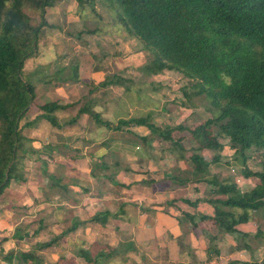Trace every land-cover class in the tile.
<instances>
[{
  "label": "trees",
  "instance_id": "1",
  "mask_svg": "<svg viewBox=\"0 0 264 264\" xmlns=\"http://www.w3.org/2000/svg\"><path fill=\"white\" fill-rule=\"evenodd\" d=\"M55 1L0 0V202L12 183L27 180L28 162L36 163L42 149L50 152L58 148L57 145L36 147L35 138L24 129L32 130L41 121L54 127L71 125L80 115L86 114L97 126L116 132L129 131L147 142V137L132 131L134 126H145L150 136L168 142L166 150L170 155L177 160H189L191 173L204 181H209L205 177L210 173L209 166L221 160L219 150L224 142L220 139L227 140L234 148L233 158L240 164L242 176L255 178V183L242 191L231 179H214L215 197L207 201L214 205L215 213L201 215L200 219L211 222L220 231L246 236L235 225L247 221L252 211L264 210V0H75L79 9L89 6L90 11L101 19L97 8L100 3L114 24L139 40L151 56L138 67L144 76L169 70L187 78L188 86L182 88L184 99L181 102L187 106L189 101L193 103L194 99L202 97L210 112L193 127L181 123L162 127L152 121L150 113L111 121L103 118L94 109L95 101L87 97L69 103H60L56 99L34 101L33 73L26 75L24 64L39 52L41 31L50 26L45 18L46 8L52 7ZM33 14L37 15L36 22L32 21ZM98 29L86 31L96 33ZM80 35L81 32L76 37ZM66 70L67 67L58 68L47 75L44 82L55 87L80 82L77 63L71 65L69 73ZM132 83L127 77L113 74L104 77L98 85L122 86L125 93L129 92ZM153 86L151 88L156 91L161 88ZM32 106L39 112L30 116ZM75 106V114L57 117V111H70ZM185 138L194 145L190 148L184 145ZM250 148L260 150L258 170L247 165L246 151ZM203 150L216 153L207 160ZM113 154L112 164L102 159L95 168L103 170L113 166V171H118L120 161L117 154ZM122 167L124 171H130L127 165ZM48 182L50 186L66 187L53 175L48 176ZM61 194L66 197L65 192L61 191ZM15 208L12 203L1 205L0 214ZM114 215L106 209L86 220L74 217L61 233L35 243L27 251L3 252L0 248L1 260L7 264H50L43 259L41 251L57 245L78 226L87 222L105 225L108 217ZM33 223L17 225L13 238L20 240L28 236ZM36 230L32 229V233ZM131 250L134 246L129 241L117 246L84 243L76 247L75 255L84 260L83 264H109L110 260ZM72 263L71 258L60 256L53 264ZM228 264L242 263L230 261Z\"/></svg>",
  "mask_w": 264,
  "mask_h": 264
},
{
  "label": "crops",
  "instance_id": "2",
  "mask_svg": "<svg viewBox=\"0 0 264 264\" xmlns=\"http://www.w3.org/2000/svg\"><path fill=\"white\" fill-rule=\"evenodd\" d=\"M79 73L82 76L81 70ZM88 74L89 77L91 76L90 78H93V72L88 71ZM123 76L128 77L127 75ZM158 76L159 74L147 77L146 82L149 88L146 97L148 103H146L147 107L142 113H150L154 123L165 127L168 123L163 125L161 122L158 123L156 121V113L158 112L154 109V106L155 103L159 104V110L163 112L167 103L159 101L161 97H157L154 94L158 90H153L151 87L153 85L164 87L165 82L167 83L168 81ZM102 79L104 78L94 79L92 83L90 82L94 84V87L89 86L86 92H81L80 90L81 93L77 94L73 101L70 100L69 102L77 101L87 95L95 101L94 109L100 112L103 118L114 121L106 116L107 113L104 111L107 108L101 107V105H106V102L100 101V96L93 92L94 88V91L98 90L99 92L101 86L98 85V82ZM80 83L73 82L76 85V89ZM74 85L71 88H75ZM62 89L63 92H66L64 87ZM180 93L183 100L182 88ZM59 96H61L60 93ZM61 98L54 99L63 103L64 98H62L63 100ZM201 110H204L203 104L196 101V99H194L193 103L189 101L188 106L185 105L182 108L185 116L183 118H180V116V119L178 118L175 124L188 122L187 120L194 121V119L201 122L204 120L201 119ZM60 111L68 112L67 110L57 111L56 115L58 118L64 117L59 116ZM142 113L140 115H143ZM120 117L123 116H117L116 119ZM44 123H47L52 131L47 132L44 136L34 137V145L38 148H43L47 145H57L58 148L50 152L42 149L40 159L35 163L36 168L39 166L35 173H26L27 180L25 182L12 183L7 189L6 194L10 193L12 196L8 204L12 203L16 208L14 210H4L0 214V234L9 225L7 220H10V223L14 226L10 235L0 236V248L3 249V252L12 249L27 251L31 248H23L22 246L25 245L23 241L27 238H34L46 228L48 224L45 222L44 209L47 206L52 209V212L58 211L61 208V204L58 203L56 195L61 194L62 191V193L65 192L67 199L71 198L74 200L76 193L83 192L84 196L80 203L84 206H87L88 202H98L97 207L94 208L92 213H89V216L79 213L74 214V216L70 217L69 223L74 217L86 220L94 213L106 209L115 213L114 216L108 217L105 225L99 224L103 229L98 233V236L91 235L81 238L86 240L85 242L88 244L99 240L112 246H117L120 243L119 240L121 242H131L134 250L122 254L123 259L130 261L129 264H228L230 261H239L242 264H264V210H259L260 213L257 216L255 213L247 221L235 225L238 231L246 234L244 237L220 231L211 222L200 219L201 215L212 216L215 213L214 205L207 201V199L215 197L214 189L216 186L213 180L228 179V175H222L220 178L219 173H208L205 177L209 181H204L196 179L198 176L195 173H169L170 169L179 168V164L183 160H177L169 153L164 155L162 159L151 154L154 149L155 138L150 136V132L145 126H134L132 131L138 136L147 137V142L135 135L131 140L114 138L110 134L116 131L97 126L86 114L80 115L78 121L71 125L54 127L46 121H41L33 129H37L39 125ZM54 130H60L62 133L65 132V134L56 137ZM71 130L77 131L74 137L70 135ZM102 132H107L110 141H106L108 137L102 139L100 135ZM80 143L86 149L91 145H98L97 149L94 150L96 152L94 155L93 153L87 154L91 162L94 156V161L96 160V162H92L93 164L100 163L102 159H105L110 164L111 162L107 159V150L115 152L120 161L119 170L113 171L114 173H106L109 169L102 170L95 168L94 165V171L92 172L87 168L88 165L86 167L80 165L81 159L86 158L85 153L81 149H77V154L74 155L67 151L72 144L76 145L72 147L78 148ZM74 161L79 162V164L74 163ZM43 163L44 165H42ZM123 164L127 165L130 171H124ZM112 168L113 166L110 169ZM29 174H33V180L29 179ZM50 175H53L61 183L66 184L65 189L50 186L48 182V176ZM112 180L118 184H114ZM27 181L28 183L33 181V186L35 187L33 189L25 187ZM15 189L16 195L12 193ZM93 191H96L99 197H89L87 195ZM124 193L129 194L132 198L123 196L125 195ZM33 210L39 217L29 222L34 221L33 228L37 230L34 233L30 230V234L20 240L13 238L15 227L25 220L24 217L29 216L28 212ZM59 222H61L59 219H55L53 222L55 224L53 225ZM93 223L95 222H87L83 226H78L75 231L70 232L60 240L57 245L49 248L58 247L62 242H70L69 237L78 232V229L82 230L83 227H88V225ZM26 224L28 223L24 225ZM59 233L53 234V236ZM50 238L38 240L35 243L47 241ZM6 245L11 246L6 247ZM43 252L44 250L40 253ZM75 254L59 253L53 263L58 261L60 256H65L73 260L72 264H83L84 260L77 258ZM0 264L7 263L1 260L0 257Z\"/></svg>",
  "mask_w": 264,
  "mask_h": 264
},
{
  "label": "rangeland",
  "instance_id": "3",
  "mask_svg": "<svg viewBox=\"0 0 264 264\" xmlns=\"http://www.w3.org/2000/svg\"><path fill=\"white\" fill-rule=\"evenodd\" d=\"M83 7V9H79L76 5L75 0H56L52 7L46 8L45 18L50 26H45L41 31V34L39 36V52L37 56L26 60L24 64V73L26 75L29 73H33L31 74V79L34 81L35 85L34 101L43 102L52 98L54 99L62 97L64 98L63 103H69L70 100H74L77 94L79 95V93H81L82 91L86 92L89 86L94 87V84H91L94 79L99 80V78H104L108 75L113 74L121 76L127 75V78L133 81V83L130 85L131 87L129 92L124 93V88L122 86L101 87V89H99V92L98 90L94 91V88L93 92L100 96V101L106 102V105H101V107L107 108L106 111H104L105 113H107L106 116L114 121L117 120V116L130 117L140 115V113L144 112L147 107L146 103H148V99L146 97V92L149 87L146 82L147 77L142 74L138 67L144 62H147L151 58V56L145 51L138 39L131 35H128L123 30V28L114 24L112 20H110V15L100 3H98L97 8L99 9V13L102 17L101 19L90 11L89 6ZM36 20L37 15L33 14L32 21L36 22ZM96 27H99L96 33H88L86 31L87 29H94ZM79 32H81V35L79 38H77L76 34ZM76 63L78 66V71L80 72L81 70L82 75L80 76L79 73V77L82 79L80 80V82L82 84L80 83L81 85H77V89L76 85H74L73 82H68L63 85L66 92H63V87H55L52 83L44 82V80L47 78V75H51L62 66L67 67L66 72L69 73L71 65ZM88 71H91V73L93 72V78H90L91 76L89 77ZM159 76L160 78H165V81L168 82H165L164 87L161 86V88L158 89L157 93L154 92V94L157 97H161L159 101L165 102L167 104L165 105L166 111L164 110L163 112L159 110V104L155 103V106L153 105L154 109H156L158 112L156 113V121L158 123L161 122V124L163 125L164 123L173 125L180 116V118H183L185 116L182 111V108L185 107V105L181 102L182 98L180 96V92L181 88L188 86V80L181 73L169 70L163 71L159 74ZM73 85L75 86V88H71ZM138 90L140 91L138 92ZM59 93L61 94V96H59ZM83 97L89 98L87 95ZM62 98L61 100H63ZM196 101L204 105V110H201L200 114L202 115L201 119H205L210 115V112L206 109L208 103L202 97L197 98ZM76 109L77 108L74 107L68 112L60 111L59 116L65 117V115H73L75 114ZM36 112H39L38 108L32 106L30 116H32ZM24 120L25 118L22 121ZM187 121L188 122L182 124L193 127L200 122L198 120L195 121V119V122L193 120ZM49 131L52 130L47 123L39 125L37 129H24V132L32 137L41 135L44 136ZM54 131L56 137L58 135L65 134V132L62 133L60 130ZM76 132V130H71L70 135L74 137ZM100 135L102 139L108 137L107 132H102ZM110 135L114 138L125 140H131L134 136V134L129 131L114 132ZM220 140L224 142L223 148L219 150L221 160L219 161V163H212L209 166L210 173H219L220 178L222 175H228V179L233 180L240 190L243 191L249 189L250 186L255 183L256 179H245L241 175V166L233 158L235 154L234 148L227 140H224L222 138ZM106 141H110L109 137L106 139ZM183 143L188 148L194 145V143L190 141L189 138H185ZM81 145L82 143H80V146H78V148H74L72 146L76 145L72 144L67 151H69L68 153H71V155H74L77 154V149H81V151L85 153L86 158L81 159L80 165H82L83 167H86L88 165L87 168H89L93 172L95 164H93L92 162L95 163L96 160L94 161L93 156V161L91 162L90 157L89 155L87 156V154L93 153L94 155V153H96L94 152V150L97 149L98 145H85L89 146L87 147V149ZM167 146L168 142L162 141L156 137L154 140V149L151 154L155 155L156 157H161L162 159L164 155H168V152L166 150ZM107 152V159L111 163H113V161L115 160L113 154L114 152H110L109 150H107ZM214 153H216V151L214 150H203V155L207 160H209L212 155H214ZM246 153L249 156L247 160L248 167L252 170H258L260 168V150L250 148L246 151ZM74 163L79 164V162L77 161H74ZM38 167L36 168L35 163L28 162L26 173H35ZM191 170V162L189 160H183V162L179 164V168L176 167L174 168V170L170 169L169 173H191ZM106 173H114L113 168L107 170ZM29 175V179L33 180V174ZM219 180L224 181L227 179ZM33 185V181H31L30 183H28L27 181V183H25V187H30L31 189L35 187ZM15 191L16 189L13 190L12 193H15L16 195L17 192ZM87 195L89 197H99L96 191L88 193ZM83 196V192L76 193V198L74 200L71 198L67 199V197H64L62 194L56 195V199L58 203L61 204V208L58 209V211L56 210L52 212V209L46 206V208L44 209L45 222L48 225L41 233H38L34 238H27L25 241H23V244L25 245H23L22 247L30 248L36 241L48 239L53 236V234L59 233L61 229L67 227L70 224L69 219L70 217L74 216V214L79 213L81 215L89 216V213H92L94 211V208L97 207L98 202H88L87 206H84L80 203V200ZM123 196L132 198V196H130L129 194H125ZM11 198L12 196L10 195V193L5 194L0 202V206L7 204ZM259 213L260 211H252L250 215L254 216L255 214L257 216V214ZM34 214V210L32 212H28L29 216L24 217L25 220L22 221L20 225L23 226L25 223H31L29 221H31L32 219H37L39 217L38 214ZM55 219H59L61 222L53 225L55 224L53 223ZM10 222V220H7V223L9 225L2 230L0 236L11 234L14 226H12ZM33 227L34 226L32 225L31 230L34 229ZM102 229L103 227L101 225L95 223L88 225V227H83L82 230L78 229V232H75L69 237L70 242H62V244L58 247L45 249L42 253V257L47 263H53L54 259L58 256L59 253L73 255L75 254V248L77 247V245H84V243H86V240H83V238L81 237H89L91 235L98 236V233H100ZM119 241L121 242V240ZM91 243H97L100 246L104 245V242H101L99 240H95ZM9 246L6 245V247ZM122 258L123 256H119L115 259H112L110 260L109 264H129V260H122Z\"/></svg>",
  "mask_w": 264,
  "mask_h": 264
}]
</instances>
